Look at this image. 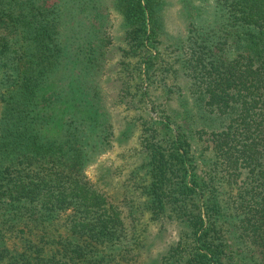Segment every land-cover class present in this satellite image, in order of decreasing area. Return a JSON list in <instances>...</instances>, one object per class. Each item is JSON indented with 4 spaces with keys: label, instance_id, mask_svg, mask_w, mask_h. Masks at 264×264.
<instances>
[{
    "label": "trees",
    "instance_id": "trees-1",
    "mask_svg": "<svg viewBox=\"0 0 264 264\" xmlns=\"http://www.w3.org/2000/svg\"><path fill=\"white\" fill-rule=\"evenodd\" d=\"M83 3L0 0V264L264 262V0H184L196 11L175 43L161 0H115L111 63L74 14ZM179 73L178 104L193 96L201 126L150 95ZM117 104L131 112L114 131ZM121 138L133 145L107 193L84 168Z\"/></svg>",
    "mask_w": 264,
    "mask_h": 264
},
{
    "label": "rangeland",
    "instance_id": "rangeland-1",
    "mask_svg": "<svg viewBox=\"0 0 264 264\" xmlns=\"http://www.w3.org/2000/svg\"><path fill=\"white\" fill-rule=\"evenodd\" d=\"M84 2L79 5L74 14L80 13L84 16V23L90 28L89 35L92 40H105V45L109 47V51H106V60H110L109 63L113 62V58H110L111 52L116 51L114 43L117 42V38L121 34V19L117 10L114 8L115 0H81ZM184 0H161V15L163 16V33L166 34V41L178 42L184 35L186 31V23L189 16L193 15L196 11V7H191L189 5L188 9H185ZM194 3H198L200 0H190ZM202 1V0H201ZM76 6V5H75ZM184 6V7H182ZM163 37V34H162ZM111 73H106L103 75L105 80L109 79ZM173 82L176 83L173 86ZM118 81L108 80L104 81L103 89L105 90L106 100L110 102L112 97L116 94ZM167 85L170 87L168 90L159 91L157 88L150 87V95L153 93H159L160 98L158 99L159 104L157 107L160 109L167 102V106L170 109H166L175 118V116L182 120L183 126L185 127H196L205 124L206 120L202 117L201 109L194 104L193 96L187 99V101L178 104L179 98L185 93L186 78L179 74L175 76H169L167 78ZM159 91V92H158ZM179 94V97H178ZM163 103V105H162ZM149 113L156 118L157 113L150 109V104L148 103ZM112 111V116H114L116 127L114 131L117 130L119 125L122 123L121 116L124 112H131L123 108L121 104L109 106ZM165 110V111H166ZM50 132L54 131V128L49 129ZM190 139L193 143L197 139V135L193 129L189 131ZM121 143L117 145L113 144L108 151L97 156L95 161L88 164L84 168L86 176L99 187L105 190L107 193L118 192L120 189V176L125 171V160L129 159V154L131 152V146L133 142L131 139L121 138ZM110 166L109 171L105 170V166ZM117 165V169L120 172L111 171L113 167ZM121 165H124L123 167ZM120 178V179H119ZM154 226L151 227V232L153 234ZM174 234V229L172 226L167 225L165 230L161 232L160 236H152L150 241V247L152 254L161 249L163 242L170 239ZM243 256L246 259L245 264H264V262L259 261V256L257 253L250 254L251 251H244ZM243 252V253H244ZM249 252V253H248ZM241 264V263H240ZM243 264V263H242Z\"/></svg>",
    "mask_w": 264,
    "mask_h": 264
}]
</instances>
